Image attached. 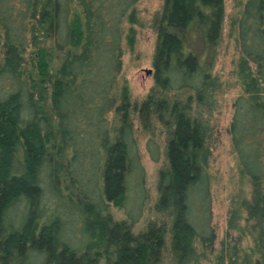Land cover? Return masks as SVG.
Listing matches in <instances>:
<instances>
[{
  "label": "trees",
  "instance_id": "16d2710c",
  "mask_svg": "<svg viewBox=\"0 0 264 264\" xmlns=\"http://www.w3.org/2000/svg\"><path fill=\"white\" fill-rule=\"evenodd\" d=\"M139 1L0 0V264H30L34 253L41 264H160L167 225L132 229L146 199L134 112L144 130L156 119L168 135L157 207L172 218L173 253L192 254L196 238L213 243L207 143L220 83L205 53L219 43L225 0H164L154 85L137 104L118 77L124 23L136 22ZM238 22L245 91L230 134L252 182L243 207L263 252L256 264H264V0H246ZM192 29L203 40L199 52L177 33ZM147 148L158 161V143ZM130 188L140 204L116 221L110 204L123 206Z\"/></svg>",
  "mask_w": 264,
  "mask_h": 264
},
{
  "label": "rangeland",
  "instance_id": "374dc122",
  "mask_svg": "<svg viewBox=\"0 0 264 264\" xmlns=\"http://www.w3.org/2000/svg\"><path fill=\"white\" fill-rule=\"evenodd\" d=\"M245 1L225 0V15L219 43L205 53L207 56H214L212 73L220 83L211 110L207 143L210 150L207 164L211 190L210 223L215 235L212 244H205L200 238H196L192 254L176 256L173 253L171 235L168 231L172 218L169 216V211L162 212L157 207L160 197V171L166 168L168 163V135L165 127L156 119H153L150 132L144 130L138 113L133 114L138 154L145 169L146 199L141 216L133 224L132 229L134 234H138L145 231L150 223L167 225L165 247L160 264H256L263 260L258 233L253 226L254 222L248 219V213L243 207V201L252 198V182L241 172L230 134L234 102L245 91L238 74L239 60L242 55L238 41V21ZM163 2L164 0H140L135 7L136 22L126 19L124 23L123 67L118 77V84L119 86L128 84L133 103H141L154 85L156 18L162 10ZM131 28L134 30L133 34L130 33ZM177 33L182 36L185 34L186 41L194 51L202 50L203 40L198 30L192 29L187 33L177 31ZM131 36H133V44L129 42ZM251 66L254 68L253 63ZM148 69H152V72L149 73ZM196 104H194V110L195 108L198 110ZM109 116L112 130H115L119 123L115 111H111ZM150 139H153L160 147L158 161L153 160L148 151L147 143ZM135 196L130 188L123 206L110 204V211L116 221L128 220V209H135L134 204L138 207L140 200L135 201ZM58 209L64 211V205L59 203ZM79 233L76 231V235ZM83 239L87 241V236L85 235ZM69 240L73 245H79L78 239L70 237ZM29 261L30 264H41L43 257L34 253Z\"/></svg>",
  "mask_w": 264,
  "mask_h": 264
},
{
  "label": "water",
  "instance_id": "95a60500",
  "mask_svg": "<svg viewBox=\"0 0 264 264\" xmlns=\"http://www.w3.org/2000/svg\"><path fill=\"white\" fill-rule=\"evenodd\" d=\"M148 72H149V73L152 72V69H148Z\"/></svg>",
  "mask_w": 264,
  "mask_h": 264
}]
</instances>
